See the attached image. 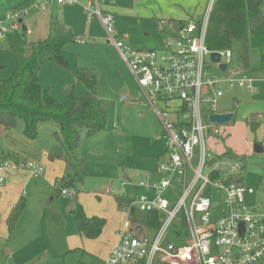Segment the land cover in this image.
<instances>
[{"label":"rangeland","instance_id":"obj_1","mask_svg":"<svg viewBox=\"0 0 264 264\" xmlns=\"http://www.w3.org/2000/svg\"><path fill=\"white\" fill-rule=\"evenodd\" d=\"M5 1L0 0V3ZM15 1L19 4L25 0ZM187 1L169 0L152 6L145 0H114L117 17L114 25L116 38L121 39L128 34L130 39H123L128 45L136 48L161 49L162 38L160 39L156 31L153 18L139 17L137 13L156 11L158 14L166 7L167 10L173 9L181 14L192 15V12L198 10L193 8L192 4L199 0ZM85 2L81 0L80 4L85 6ZM57 20H62L66 26L72 27L78 40L68 42L64 46L69 68L60 67L49 61L40 67V85L55 99L65 103L67 89H74L80 98L87 92L84 84L75 78L77 68L96 70L99 74L98 97L107 102V129L92 137H86L83 132L81 133V154L87 163L84 183L77 188V196L69 197L63 194L58 196L52 182L47 179L48 168L45 175L39 178H33L25 172L21 180L15 181L11 186L12 196L16 195V198H19L23 194L27 201L20 220L11 232L8 231L6 220L5 230L3 229V218L0 216V264H101L100 259L76 247L84 246L85 239L79 235L75 218L71 214L72 208L74 209L83 198L84 210H97L96 208L104 205L103 213H107L112 219L121 220L120 224L127 220L134 228L141 220V224L145 226L146 213L135 211L128 215L127 211L116 207L115 214L111 207L117 206V201L114 195H109L106 191L124 190L127 195L139 197L141 191H135L132 185L141 183L150 171L157 168V164L168 159L162 124L147 101L139 98L136 80L112 45L98 18L95 17L88 22L79 5L53 6L46 11L30 9L19 31L0 40V78L8 80L15 73L17 68L15 51L25 49L27 45L40 39H46L51 33L59 34ZM23 26L31 31L30 35L24 33ZM232 51L234 66L237 64L236 50ZM260 57V51L252 49L249 66L236 74L237 77L247 76L260 80L259 91L256 94H249L245 89L231 91L224 87L226 94L220 100L219 110L224 114L235 115V119L232 123L221 126L218 140H211V144L220 153L232 151L245 155L242 156L245 160L244 183L255 190L254 195L245 196L246 205L264 214V152L255 151L257 145L264 149V135L261 129L254 133L250 132L249 124L245 120L252 118V114L264 113V71L260 70ZM207 61L209 76H221L222 71L218 65L208 59ZM124 96L128 101L120 100ZM134 101L137 103L134 104ZM22 131L21 124L15 132L22 134ZM58 131L56 123L41 124L38 129V140L33 143L37 144L35 154L50 152L57 144L54 133ZM13 141H17L16 138ZM4 143V139L0 138V167L4 162L2 157L3 150L6 149ZM157 156L161 158L159 162L156 161ZM124 182L130 185L123 188ZM153 264L166 263L156 259Z\"/></svg>","mask_w":264,"mask_h":264},{"label":"built area","instance_id":"obj_2","mask_svg":"<svg viewBox=\"0 0 264 264\" xmlns=\"http://www.w3.org/2000/svg\"><path fill=\"white\" fill-rule=\"evenodd\" d=\"M217 0H209L201 21H189L177 28L161 21V49H144L116 38V15L108 11L114 0H90L83 6L88 22L98 18L112 45L136 80L140 97L157 115L164 129L168 159L158 164L161 181L140 183L155 198L141 196L124 210L161 215L160 228L152 239L139 237V229L126 223L119 241L110 249L103 264H153L156 259L166 264H263L264 214L246 205V193L254 190L243 184L245 161L234 156H218L210 144L221 134V126L211 117L221 114L220 100L224 87L230 90H258L257 80L237 77L231 72L232 50L212 51L206 43L207 30ZM53 5H80V0H36L28 8L8 12L0 19V40L19 31L30 9L46 11ZM28 35L31 31L26 29ZM220 55V63L212 54ZM227 65L221 76L207 73L209 63ZM220 69V68H219ZM122 102L128 101L126 96ZM252 118L260 120L262 115ZM23 166V168L21 167ZM28 172L39 178L45 168L28 163L26 168L13 160L0 167V198L8 172ZM109 195L125 196L107 190ZM64 196H77L75 190H63ZM244 225V228H243ZM244 232V233H243Z\"/></svg>","mask_w":264,"mask_h":264},{"label":"trees","instance_id":"obj_3","mask_svg":"<svg viewBox=\"0 0 264 264\" xmlns=\"http://www.w3.org/2000/svg\"><path fill=\"white\" fill-rule=\"evenodd\" d=\"M35 1L25 0L18 4L15 0H6L0 3V19L8 12L28 8ZM58 23V35L51 33L46 39H40L27 45L25 49L15 51V73L8 80L0 78V127L9 132L15 131L22 124V136L35 143L41 124L53 122L58 125L59 131L54 133L57 144L45 156L48 162L59 161L64 164L63 174L54 182L55 193L59 196L63 190H75L78 193L77 188L83 186L87 162L81 154V133L92 137L106 130L108 108L107 102L98 97L99 74L94 69L77 68L75 78L84 84L87 92L80 98L74 89H67L65 103L55 99L40 85V67L49 61L69 68L64 46L78 40L70 27L61 21ZM185 23L178 22L177 26L182 27ZM206 43L212 51L236 50L237 64L231 72L247 68L251 50L257 49L261 54L260 70L264 71V0H217L210 17ZM247 123L253 133L264 129L263 122L252 119ZM2 157L4 160L10 159L22 164L25 168L29 163L21 154L7 150H3ZM232 158L244 160L242 156ZM26 201L27 197L21 194L11 207L6 219L9 232L20 220ZM116 201L118 207L124 210L133 198L123 196L116 198ZM71 214L75 218L79 235L84 239H98L107 224L105 218L88 216L80 203L75 205ZM149 219L152 228H160V219L156 213L151 214Z\"/></svg>","mask_w":264,"mask_h":264},{"label":"crops","instance_id":"obj_4","mask_svg":"<svg viewBox=\"0 0 264 264\" xmlns=\"http://www.w3.org/2000/svg\"><path fill=\"white\" fill-rule=\"evenodd\" d=\"M84 1H86L85 4H87L90 0H84ZM162 1L164 3L165 1H169V0H145V2L147 4H150L152 6L158 4L159 2H162ZM184 1L188 2L187 0H184ZM208 1L209 0H203V1L199 0V1H196L195 4H192L193 8H197L198 9L196 12H192V15H188V13L181 14V12L173 10V9L172 10H170V9L167 10V8L165 7L163 12H160L158 14H156V11H149V12H145V13L143 11H141V12L137 13V16H139V17L142 16L143 18H148V19L149 18H153L156 31H157L158 35H160L159 23L161 21L170 20V23H173L177 28H180L177 25H178V22H181V21L186 22V24L189 21H196V22L201 21V19L203 18L204 14H205ZM80 2H81V0H80ZM53 6H56V7H74V6H57V5H53ZM79 6H81L82 9H83L82 4H80ZM143 8L147 9L145 7H143ZM108 11H110V12H112V13H114L116 15L115 10H114V6L109 7ZM83 12H84V9H83ZM94 18L95 17H93V19ZM38 19H41V17H38ZM59 21L63 22L62 20H57V22H59ZM70 29H72V31L74 30L72 27ZM121 39L122 40L123 39H130V36L128 34H126ZM160 39H161V35H160ZM123 41H125V40H123ZM220 71H222V70H220ZM235 73L237 74V72H235ZM255 80H257V79H255ZM257 81H258L257 82L258 90L255 93H251V92L246 90L249 94L254 95V94H256L259 91L260 80H257ZM237 89H239V88H237ZM235 90H231V91H235ZM225 94H226V92H225ZM139 98H141L140 97V91H139ZM136 103L137 102L134 101V104H136ZM221 114H224V113H221ZM263 114L264 113H261L262 118L260 120H256L254 118H250V119L249 118H245V120H246V122H250L253 119L254 121L262 122V120L264 119V115ZM252 116H256V114H252L251 117ZM234 119H235V115L233 116V120ZM233 120H232V122H233ZM115 126H116V124H115ZM117 127H118V125H117ZM249 130H250V128H249ZM261 130H262V132H261L262 135H264V129L261 128ZM250 132H252V131H250ZM0 138L4 139V142H5L4 143V147L6 148L5 150H9L10 152H14V153H19L23 157L27 158V160H29L30 162L36 161L37 163H41L40 165H42L45 168V172H46V169L48 168L49 170H48V173H47L48 174L47 179L52 182L53 187H54L55 180L57 178L61 177V175L64 172V164L62 162L57 161V162L51 163V162L46 161V156L45 155L47 153H45V154L43 153L41 155L35 154L34 151L35 150L37 151V149H36V147H37L36 145L37 144H33V142H30V141L26 140L22 136V134L17 133L15 131L7 132V131H4L0 127ZM14 138H16L17 141H13ZM210 144H211V141H210ZM213 145H216V144L213 143ZM229 154H232L234 156H245V155H242V154H235L232 151L225 152V153H220L218 151V156H228ZM159 157L160 156L156 157V161L157 162H159V159H161ZM244 170H245V166H244ZM23 173H25V172H21L20 173L18 171H13V172L11 171V172H8V173L5 174L6 186H5L4 191H3V196L0 198V216L3 218L2 227H3L4 230H5V221L4 220H6L11 207L14 205V203L18 199V198H16V195L12 196V188H11V186L14 185L15 181L21 180V178L23 177ZM162 177H163V174L158 172V164H157V168H155L153 171H150L149 174L144 178V180L148 178L149 182L158 183L159 181H161ZM243 184L245 185L244 177H243ZM125 185H130V184H128L127 182H124L123 185H122L123 188L126 187ZM132 186H133V189L135 191H139V192L141 191V194H140L139 197H136L134 195H127L126 192H125V196L133 198V201L136 200V199H139L141 196H147L149 199H154L155 198V192L152 191V190L151 191H146L145 189L139 187L140 183L137 184V185L133 184ZM247 188L253 189L252 187H247ZM121 191H118L117 194H119ZM254 194H255V190H254L253 193H246V195H254ZM113 197H115V199H116V198L123 197V196L121 194H119V195H114ZM77 200H79V198H77ZM78 202L81 205L84 204L83 198H81V200H79ZM116 207L120 210L118 205L115 206V207L114 206L111 207L112 211L115 212V214L117 213V208ZM103 208H104V205H102L101 208H99V207L96 208L97 210H90V209H89V211L87 209L85 210V212H86V214L88 216H99V217L105 218L107 220V224H106L105 228L103 229V232H102L101 236L98 239H96V240L85 239V243H83L84 246H76L77 248L84 249L88 254H90L92 256H95L96 258L100 259L101 264H103L105 262L106 258L108 257L110 249L119 241L120 232L123 229L124 225L126 223H130L127 220H124V221H122V224H120L119 221H121V220H119L117 218L112 219L107 213H105V212L103 213V211H102ZM134 209L135 210L131 214H133L135 211H140L137 208H134ZM142 213H146V212H142ZM131 214L128 213V215H131ZM151 214L152 213H146L145 226L143 224H141V220H140V221H138V223L135 224L134 228L132 227L133 229L140 228L139 229L140 237H145V238H148V239H152L154 234H155V232H156V230L151 227V221L149 219V216ZM158 217L160 219L161 215H158ZM139 223H140V225H138ZM131 226H132V224H131Z\"/></svg>","mask_w":264,"mask_h":264},{"label":"water","instance_id":"obj_5","mask_svg":"<svg viewBox=\"0 0 264 264\" xmlns=\"http://www.w3.org/2000/svg\"><path fill=\"white\" fill-rule=\"evenodd\" d=\"M26 27L23 26V31L26 32ZM212 58V61L214 63H220L221 59H220V55L219 54H212L211 56ZM220 70H222L223 72H226L227 70V65L225 64H222L220 65ZM233 116L232 114H218V115H214L211 117V121L213 123H216L218 125H225V124H230L233 120ZM255 151L258 152V153H261V152H264V149L257 145L256 148H255ZM243 228H244V225H243ZM244 233V232H243Z\"/></svg>","mask_w":264,"mask_h":264}]
</instances>
